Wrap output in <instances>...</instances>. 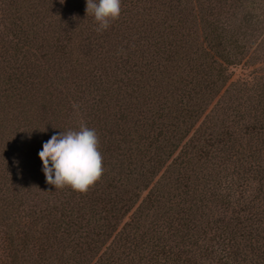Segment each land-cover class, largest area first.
<instances>
[{
	"label": "trees",
	"instance_id": "trees-1",
	"mask_svg": "<svg viewBox=\"0 0 264 264\" xmlns=\"http://www.w3.org/2000/svg\"><path fill=\"white\" fill-rule=\"evenodd\" d=\"M260 1L121 0L97 32L86 0H0V264H264V75L232 72ZM82 125L103 174L56 190L38 153Z\"/></svg>",
	"mask_w": 264,
	"mask_h": 264
},
{
	"label": "clouds",
	"instance_id": "clouds-1",
	"mask_svg": "<svg viewBox=\"0 0 264 264\" xmlns=\"http://www.w3.org/2000/svg\"><path fill=\"white\" fill-rule=\"evenodd\" d=\"M92 15L96 31L107 30L121 14V0H86V16ZM95 130L81 126L53 134L43 143L38 155L43 162V173L55 189L70 187L85 192L103 174L102 156Z\"/></svg>",
	"mask_w": 264,
	"mask_h": 264
},
{
	"label": "rangeland",
	"instance_id": "rangeland-1",
	"mask_svg": "<svg viewBox=\"0 0 264 264\" xmlns=\"http://www.w3.org/2000/svg\"><path fill=\"white\" fill-rule=\"evenodd\" d=\"M258 2L260 3L261 1L258 0ZM258 36L256 41L257 44L254 45V48L258 50L257 60H254L252 62L253 64H246L243 67L233 68V80H257L259 76L261 77L264 75V33H259Z\"/></svg>",
	"mask_w": 264,
	"mask_h": 264
}]
</instances>
